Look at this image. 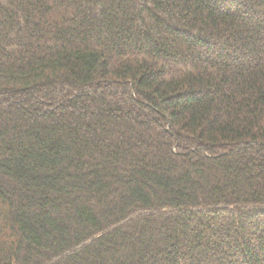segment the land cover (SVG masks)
Returning <instances> with one entry per match:
<instances>
[{
    "label": "trees",
    "instance_id": "16d2710c",
    "mask_svg": "<svg viewBox=\"0 0 264 264\" xmlns=\"http://www.w3.org/2000/svg\"><path fill=\"white\" fill-rule=\"evenodd\" d=\"M0 264H264V0H0Z\"/></svg>",
    "mask_w": 264,
    "mask_h": 264
}]
</instances>
